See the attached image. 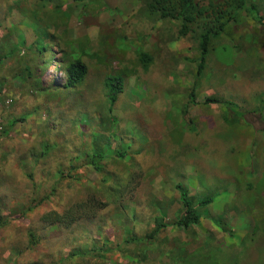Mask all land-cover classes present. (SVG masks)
I'll return each mask as SVG.
<instances>
[{"label":"rangeland","instance_id":"rangeland-1","mask_svg":"<svg viewBox=\"0 0 264 264\" xmlns=\"http://www.w3.org/2000/svg\"><path fill=\"white\" fill-rule=\"evenodd\" d=\"M144 4L0 0V56L14 49L0 65V264H264V25L235 26L197 84L196 40ZM36 28L51 45L39 56ZM71 50L88 75L64 90L56 64ZM109 74L126 77L113 107ZM178 184L213 199L197 226L176 225ZM157 218L156 238L136 241Z\"/></svg>","mask_w":264,"mask_h":264},{"label":"trees","instance_id":"trees-1","mask_svg":"<svg viewBox=\"0 0 264 264\" xmlns=\"http://www.w3.org/2000/svg\"><path fill=\"white\" fill-rule=\"evenodd\" d=\"M85 2V0H81ZM38 8L45 10L44 6L38 5ZM41 10V12H42ZM144 14L147 18L152 20L160 21H177L180 23L181 29L179 30V38H184L188 35L192 37L197 42L198 58L196 59V78L197 84L200 80L202 74H204L207 68V58L210 54H216L221 46H224L223 42L229 36L232 35V29L235 26L242 25L246 19L249 17L256 23L264 25V16L261 13L264 12V0H208V3L200 2V0H145L144 4ZM57 11V10H56ZM52 17L57 19L58 15L53 13H48L45 15L46 18ZM64 18H67V14H63ZM41 20V18H40ZM42 21V20H41ZM40 21L36 23V27L39 26ZM39 29L36 28L35 33L37 38L32 45L37 55H42L45 53L50 44H46L43 35L46 33L38 32ZM252 35V34H251ZM252 40H255V36H250ZM75 49V48H74ZM51 52V51H50ZM14 53V49L8 51L3 56H0V65L4 63L7 59V55ZM83 56H88L82 53ZM40 59V58H39ZM61 63L56 64V69L61 71L66 78V81L62 85L64 90H73L82 85L88 75L87 64L83 61L81 54L76 51H72L66 55L65 59ZM138 59L140 63L148 68L152 62L151 55L143 50L138 51ZM34 72L31 67L25 68L19 73V78L22 82H25L33 77ZM125 76L123 74H109L105 80V88L108 103L111 107L115 105L120 94H122L126 88ZM39 84V82H38ZM196 87V86H195ZM37 88H40L37 86ZM42 89L41 92L50 93L52 89ZM195 89L191 93V103L196 101ZM206 104L219 103L217 99L209 98L205 101ZM26 116L23 115L20 118H13L8 122V130L16 127L19 123H24L26 121ZM113 123L116 124L117 121L114 119ZM8 130L3 131L7 135ZM96 147L97 144L95 143ZM106 149L102 148L100 151L94 152V156L98 158H104L106 154ZM117 157L124 159L127 157L126 153H121L120 151L116 154ZM176 189L180 195V201L184 206V213L177 220L176 225L182 227L183 229H188L191 226H197L201 220V213L199 210L209 206L213 199L210 197L201 198L197 202L192 200L189 196L188 189L181 184L176 185ZM81 207V206H80ZM80 207H78L80 209ZM74 211V212H73ZM71 212H67L64 217L65 220L75 219V214L78 213V209H73ZM53 216L59 221L62 220L63 216L57 212H53ZM160 219L155 220V228L153 232L143 238H136V241H153L159 234L160 230L164 227ZM124 264H127L124 262Z\"/></svg>","mask_w":264,"mask_h":264}]
</instances>
